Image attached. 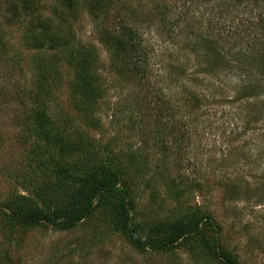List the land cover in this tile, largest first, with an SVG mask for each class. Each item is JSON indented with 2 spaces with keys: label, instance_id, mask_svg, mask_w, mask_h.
<instances>
[{
  "label": "rangeland",
  "instance_id": "rangeland-1",
  "mask_svg": "<svg viewBox=\"0 0 264 264\" xmlns=\"http://www.w3.org/2000/svg\"><path fill=\"white\" fill-rule=\"evenodd\" d=\"M263 25L264 0H0V264H264ZM93 167L142 227L211 224L140 249L107 207L75 213Z\"/></svg>",
  "mask_w": 264,
  "mask_h": 264
},
{
  "label": "trees",
  "instance_id": "trees-1",
  "mask_svg": "<svg viewBox=\"0 0 264 264\" xmlns=\"http://www.w3.org/2000/svg\"><path fill=\"white\" fill-rule=\"evenodd\" d=\"M261 27L264 28V25ZM231 31L232 29L229 27L228 32ZM123 32V48L130 60L132 73L140 80H145L148 69L142 41L137 40V34L132 28L125 26ZM40 124L47 127L46 122ZM60 172L67 174L68 171L60 170ZM81 183L84 184V188L75 192L72 198L73 205L77 206L76 212H74L78 214V218L80 214L90 213L91 210H95L100 205L107 207L114 225L123 230L133 243L143 250L152 249L158 252H169L178 243L197 234H202V230L211 224L209 217L183 216L173 221L142 227L134 222L131 195L128 188L122 185L120 175L114 169L93 167L88 173L82 175ZM34 218L36 217L31 216V219L29 216L22 217V222L37 224L38 221ZM48 220L63 228L74 227L76 224L74 220L66 219L65 216L58 215V213L54 215L53 219ZM203 241L205 247L210 250L208 242ZM225 261L228 264L233 262L230 257H226Z\"/></svg>",
  "mask_w": 264,
  "mask_h": 264
}]
</instances>
